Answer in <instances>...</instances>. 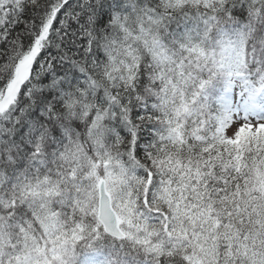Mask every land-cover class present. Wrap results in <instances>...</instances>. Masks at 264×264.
I'll use <instances>...</instances> for the list:
<instances>
[{
  "label": "snow or ice",
  "instance_id": "6c2138e0",
  "mask_svg": "<svg viewBox=\"0 0 264 264\" xmlns=\"http://www.w3.org/2000/svg\"><path fill=\"white\" fill-rule=\"evenodd\" d=\"M0 264H264V0H0Z\"/></svg>",
  "mask_w": 264,
  "mask_h": 264
}]
</instances>
